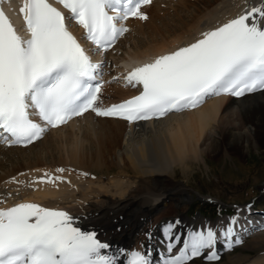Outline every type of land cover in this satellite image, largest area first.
I'll return each instance as SVG.
<instances>
[{"label":"bare ground","instance_id":"bare-ground-1","mask_svg":"<svg viewBox=\"0 0 264 264\" xmlns=\"http://www.w3.org/2000/svg\"><path fill=\"white\" fill-rule=\"evenodd\" d=\"M1 1L12 5L11 22L18 34L27 38L19 0ZM159 1L142 7L141 11L149 9L147 20H127L129 31L119 43L132 31L134 36L123 55H114L118 44L114 50L96 58L112 57L114 72L126 76L133 68L188 46L202 38V32L213 30L250 7L264 3V0H167L160 7ZM49 2L64 10L55 0ZM71 30L81 42L83 35L79 28ZM139 90L140 86L134 90L111 82L101 88L99 101L108 106ZM233 117L239 118L237 125L233 124ZM215 129V136L208 133ZM251 139L262 141L264 149V91L240 98L224 95L207 98L195 109L172 113L156 121L127 123L89 111L66 125L50 129L29 146H0L3 155L0 208L30 202L66 211L74 218V226L95 231L98 239L107 242L110 254L124 250L125 255L118 257L121 264H127L126 254L135 250L133 242L138 237V250L149 255L151 264L163 263L168 256L164 229L169 223L179 221L176 232L183 237L188 231L205 225L222 232L224 225L235 217L238 223L234 226V238L255 253H231L229 249L236 244L226 247L224 237L220 236L215 251L222 260L209 261L205 253L190 264H264V233L243 240L248 230L262 223L261 218L248 216L247 208L237 209V215L215 222L201 216L186 217L177 206L189 198L185 188L180 184L170 186L163 179L171 178L175 168L186 173L192 162L205 154L250 152ZM85 172L87 176L98 177L113 174V178L112 181L93 180ZM45 174L52 182H37ZM153 175V181L147 180ZM95 196L103 198L95 201ZM167 206L169 211L152 218Z\"/></svg>","mask_w":264,"mask_h":264},{"label":"snow or ice","instance_id":"snow-or-ice-1","mask_svg":"<svg viewBox=\"0 0 264 264\" xmlns=\"http://www.w3.org/2000/svg\"><path fill=\"white\" fill-rule=\"evenodd\" d=\"M55 2L67 16L49 0H22L19 13L28 38L18 34L0 9V140L9 146H27L48 127L89 110L133 123L195 109L212 96L264 91V3L202 32L188 46L133 68L125 80L141 86L140 94L103 108L98 104L101 84L93 83L102 65L92 62L68 24L74 21L85 30L87 41L106 51L129 30L124 21L148 19L141 9L152 0ZM37 182L52 178L45 174ZM179 223L164 229L168 256L163 264H190L205 253L209 261L218 259L220 236L226 247L241 242L234 238L235 217L222 232L205 225L183 237L176 232ZM109 249L95 231L74 226L66 211L30 202L0 208V264H121L118 257L124 250L110 254ZM126 259L127 264H151L149 255L140 251L126 254Z\"/></svg>","mask_w":264,"mask_h":264},{"label":"rangeland","instance_id":"rangeland-1","mask_svg":"<svg viewBox=\"0 0 264 264\" xmlns=\"http://www.w3.org/2000/svg\"><path fill=\"white\" fill-rule=\"evenodd\" d=\"M166 1L167 0H160V7L164 6V2ZM148 10L149 9H145L143 11L147 14V16L150 14ZM133 36L134 34L132 31L129 35H127L125 41H121V43H119V47L115 50L114 55H123V52L133 40ZM111 58L112 57L110 56L105 58V60L108 59L107 63L110 61L112 62ZM105 69L109 70V67L105 65ZM109 73L111 72L109 71ZM109 79L112 83L117 81V78H114L113 75H111ZM233 120V124L237 125L239 123L238 117H233ZM243 130L245 129L243 128ZM208 133L215 136L217 130H211ZM205 143H209V140H206ZM262 146V141H252L250 152L230 153L219 156H211L210 154L208 156L205 154L204 156L199 157L197 161L192 162L193 165L186 170V173H184L181 168H175L171 178H168L167 176L163 179H165V183L170 186L180 184L185 188L189 198L185 203L177 205L178 208H180V211L186 217L193 218L201 215L207 220L216 221L219 218L236 214L237 209L240 207H247L251 210L249 205L253 203L251 202L252 197L256 198L253 206H263L262 209H264V193H261V190L263 189L262 186L264 185V149ZM203 147L205 146L203 145L202 148ZM25 152H30V150H26ZM1 157L3 158V155L0 153V158ZM87 177H92L93 180H97L99 178L102 180L104 179V181H108L109 179L112 181L113 174H105L103 176L100 175V177ZM148 177L149 178L147 180L153 181L154 175ZM102 198V196H95L94 200L98 201ZM204 199H212L214 202L209 203L210 200ZM173 206H176V203H173ZM168 209V206L163 207L159 213H154L152 218L156 216L158 217L161 213H164V211H167ZM257 232L260 234L264 233V226L255 231V233ZM251 237L252 236H249L248 238ZM139 239L140 238L138 237L134 240V247H137V245L140 246L139 242L137 244V240ZM242 244L243 243L235 246L231 253H255V251H249L248 249L242 247ZM222 259L223 258L218 260L220 261Z\"/></svg>","mask_w":264,"mask_h":264}]
</instances>
